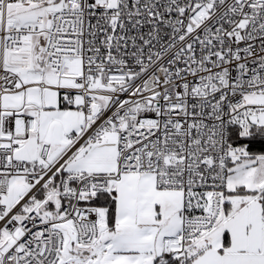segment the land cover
I'll return each mask as SVG.
<instances>
[{
  "label": "snow or ice",
  "instance_id": "obj_1",
  "mask_svg": "<svg viewBox=\"0 0 264 264\" xmlns=\"http://www.w3.org/2000/svg\"><path fill=\"white\" fill-rule=\"evenodd\" d=\"M0 264H264V0H0Z\"/></svg>",
  "mask_w": 264,
  "mask_h": 264
}]
</instances>
